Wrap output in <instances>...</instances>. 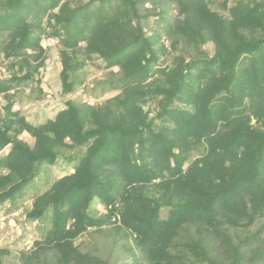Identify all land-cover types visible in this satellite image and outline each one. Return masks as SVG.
Instances as JSON below:
<instances>
[{
  "label": "trees",
  "instance_id": "obj_1",
  "mask_svg": "<svg viewBox=\"0 0 264 264\" xmlns=\"http://www.w3.org/2000/svg\"><path fill=\"white\" fill-rule=\"evenodd\" d=\"M45 39L69 98L34 123ZM4 62L0 206L42 225L21 264H111L76 243L108 225L133 264L264 261V0H0ZM88 63L94 102L70 96Z\"/></svg>",
  "mask_w": 264,
  "mask_h": 264
},
{
  "label": "rangeland",
  "instance_id": "obj_2",
  "mask_svg": "<svg viewBox=\"0 0 264 264\" xmlns=\"http://www.w3.org/2000/svg\"><path fill=\"white\" fill-rule=\"evenodd\" d=\"M43 44L49 47V59L40 70V76L43 79L42 86L46 92L44 99L29 98L30 89L28 88L17 95V97L19 96L17 99H20L22 113L29 121L34 123L39 122L42 119V115L53 117L64 106L65 100L69 98L67 95L61 94L59 74L62 70V64L59 56V45L55 44L51 39H45ZM208 48L211 50L212 44H209ZM6 63L4 62L0 65V77L9 76ZM85 68L87 73L86 86L70 96L77 98L82 95L84 100L94 102L95 98L91 95V87L107 76L109 70L97 69L89 63ZM0 99L2 103L6 102L3 97H0ZM147 107L149 108L148 105ZM21 137L31 144L34 143V138L27 132H24ZM72 169L71 165L68 164L57 165L53 168V179L62 177ZM9 206V203L0 206V247H6L11 250V254L6 257L7 264H21L17 259L18 255L22 251L30 250L29 247L33 246V243L42 237V225L38 220L28 221L26 219V211L31 208L32 200L25 202L23 206L15 211H10ZM99 233L93 235L83 234L76 240V243L84 251L97 253L108 258L111 264L134 263L132 253L130 254V251L125 250L123 246V244H127L125 243L126 241H123L121 233L117 232L114 225L105 226ZM129 240L133 242L132 239ZM48 256L51 257L52 254ZM260 264H264V261Z\"/></svg>",
  "mask_w": 264,
  "mask_h": 264
},
{
  "label": "clouds",
  "instance_id": "obj_3",
  "mask_svg": "<svg viewBox=\"0 0 264 264\" xmlns=\"http://www.w3.org/2000/svg\"><path fill=\"white\" fill-rule=\"evenodd\" d=\"M52 40V39H51ZM54 40V43L56 42V40L55 39H53ZM113 219H119V217H113ZM33 245H34V243H33ZM31 247H33L32 245L29 247V248H31Z\"/></svg>",
  "mask_w": 264,
  "mask_h": 264
},
{
  "label": "water",
  "instance_id": "obj_4",
  "mask_svg": "<svg viewBox=\"0 0 264 264\" xmlns=\"http://www.w3.org/2000/svg\"><path fill=\"white\" fill-rule=\"evenodd\" d=\"M148 107L147 106H145V109H147Z\"/></svg>",
  "mask_w": 264,
  "mask_h": 264
},
{
  "label": "built area",
  "instance_id": "obj_5",
  "mask_svg": "<svg viewBox=\"0 0 264 264\" xmlns=\"http://www.w3.org/2000/svg\"><path fill=\"white\" fill-rule=\"evenodd\" d=\"M52 41H54V40L52 39Z\"/></svg>",
  "mask_w": 264,
  "mask_h": 264
}]
</instances>
